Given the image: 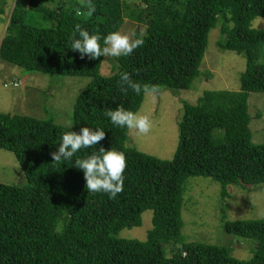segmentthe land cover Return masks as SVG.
I'll list each match as a JSON object with an SVG mask.
<instances>
[{
	"label": "trees",
	"instance_id": "1",
	"mask_svg": "<svg viewBox=\"0 0 264 264\" xmlns=\"http://www.w3.org/2000/svg\"><path fill=\"white\" fill-rule=\"evenodd\" d=\"M139 12L127 13L125 0H28L13 7L0 41V61L28 72L89 77L77 95L70 127L51 120L0 112V149L12 153L22 171L21 185L0 183V264H264V217L224 222V231L252 242L247 261L226 248L188 243L180 233L183 183L207 177L227 187L264 184V144L251 140L248 94L264 92V29L250 27L264 18V0H141ZM251 5V6H250ZM7 4L0 0V14ZM77 10L80 15H77ZM124 17L143 26V46L111 58L110 74L101 76L104 57L81 59L70 48L75 26L103 37L118 31ZM52 22V27L46 23ZM41 23V24H40ZM219 25L220 50L245 58L240 89L205 91L195 105L182 102L173 157L163 160L127 145L128 129L105 113L123 106L137 112L145 97L120 89L128 73L141 85H157L176 96L200 76L208 34ZM141 33L134 32V38ZM78 38V33H77ZM264 115V110H263ZM257 119L261 114L255 116ZM83 127L103 129L105 138L69 160L53 162L65 132ZM100 147L125 154L124 191L115 199L86 189L75 160ZM151 211L152 228L145 241L118 238L123 229L141 225ZM171 247L168 257L164 247Z\"/></svg>",
	"mask_w": 264,
	"mask_h": 264
},
{
	"label": "rangeland",
	"instance_id": "2",
	"mask_svg": "<svg viewBox=\"0 0 264 264\" xmlns=\"http://www.w3.org/2000/svg\"><path fill=\"white\" fill-rule=\"evenodd\" d=\"M6 8L0 14V40L8 23L9 15L17 5L27 8L28 0H5ZM127 13L139 12L144 5L141 0H125ZM260 18V17H258ZM252 23V22H251ZM41 24V23H40ZM53 23H46V27ZM250 27L252 28L251 24ZM255 29H264V18ZM135 30L144 32L143 26L124 17L118 31L134 37ZM221 38L219 25L208 34L207 46L199 66L200 76L195 78L190 89L174 96L168 90L155 95H147L139 108L152 122L148 135H137L128 130L127 145L139 152L163 160L173 157L178 141L177 123L182 115V102L195 105L205 91L240 89V77L245 71L246 62L242 55L233 51L220 50L217 41ZM112 57H104L99 73L110 74ZM262 56L258 63H263ZM19 81V87L13 82ZM90 81L89 77H71L28 72L19 67L0 61V112L10 115L32 117L38 120H51L62 127H70L73 105L79 92ZM10 84V85H9ZM248 114L251 117L249 129L251 140L256 145L264 144V92H251L247 100ZM261 114L260 118H256ZM25 182L22 171L8 151L0 149V183L21 185ZM180 233L188 243H197L226 248L231 256L241 261L252 258L253 245L247 239L228 234L224 222L254 221L264 217V184L259 187H227V197H220V184L207 177H188L183 183ZM151 211L141 214V225L123 229L118 238L145 241L152 228ZM164 247L168 257L171 247Z\"/></svg>",
	"mask_w": 264,
	"mask_h": 264
},
{
	"label": "clouds",
	"instance_id": "3",
	"mask_svg": "<svg viewBox=\"0 0 264 264\" xmlns=\"http://www.w3.org/2000/svg\"><path fill=\"white\" fill-rule=\"evenodd\" d=\"M85 5L88 8L89 15L95 12L96 9L92 0H85ZM77 15H80L79 10H77ZM260 20L261 18L253 19L251 23L253 29L258 26ZM100 41L101 37L99 35L90 34L88 30L77 24L71 38L70 48L78 51L81 59L85 56L89 59L100 57L119 58L131 55L134 50L144 44L142 33L140 37L134 38L132 35L120 31L111 32L103 37V46ZM119 83L121 91L125 94H127L128 89H131L137 95L143 92L145 96L155 95L159 92L157 85H141L133 81L128 73L121 74ZM16 86L19 87L20 85L17 84ZM105 115L110 118L113 125L127 128L130 133L148 135L152 130V122L149 117L142 115L139 111L132 112L126 110L123 106H119L114 110L109 108ZM105 136L106 133L103 129L90 127H83L79 132H65L61 136L58 150L51 153L52 160L56 163L69 160L81 150L95 147ZM75 167L83 170L86 189L89 192L107 193L110 199H115L118 194L124 191V173L127 168V158L120 151L106 150L100 147L98 151L92 152L84 158L76 159Z\"/></svg>",
	"mask_w": 264,
	"mask_h": 264
},
{
	"label": "built area",
	"instance_id": "4",
	"mask_svg": "<svg viewBox=\"0 0 264 264\" xmlns=\"http://www.w3.org/2000/svg\"><path fill=\"white\" fill-rule=\"evenodd\" d=\"M17 84H19V82H18V81H14L12 86H13V87H16ZM9 85H10V84H9Z\"/></svg>",
	"mask_w": 264,
	"mask_h": 264
},
{
	"label": "crops",
	"instance_id": "5",
	"mask_svg": "<svg viewBox=\"0 0 264 264\" xmlns=\"http://www.w3.org/2000/svg\"><path fill=\"white\" fill-rule=\"evenodd\" d=\"M1 41V40H0Z\"/></svg>",
	"mask_w": 264,
	"mask_h": 264
}]
</instances>
